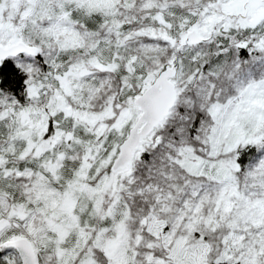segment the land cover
<instances>
[{
    "label": "snow or ice",
    "instance_id": "6c2138e0",
    "mask_svg": "<svg viewBox=\"0 0 264 264\" xmlns=\"http://www.w3.org/2000/svg\"><path fill=\"white\" fill-rule=\"evenodd\" d=\"M0 264H264V0H0Z\"/></svg>",
    "mask_w": 264,
    "mask_h": 264
}]
</instances>
